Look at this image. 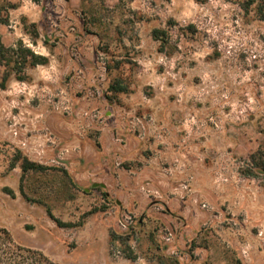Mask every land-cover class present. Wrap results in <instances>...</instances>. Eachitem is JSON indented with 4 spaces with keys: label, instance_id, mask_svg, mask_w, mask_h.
<instances>
[{
    "label": "rangeland",
    "instance_id": "obj_1",
    "mask_svg": "<svg viewBox=\"0 0 264 264\" xmlns=\"http://www.w3.org/2000/svg\"><path fill=\"white\" fill-rule=\"evenodd\" d=\"M0 39L46 58L0 59L15 242L59 264H264V174L246 164L264 21L226 0H0Z\"/></svg>",
    "mask_w": 264,
    "mask_h": 264
},
{
    "label": "trees",
    "instance_id": "obj_2",
    "mask_svg": "<svg viewBox=\"0 0 264 264\" xmlns=\"http://www.w3.org/2000/svg\"><path fill=\"white\" fill-rule=\"evenodd\" d=\"M203 2L206 0H196ZM236 3L239 8L245 12H252L254 17L264 21V0H226ZM157 33V32H156ZM0 59L9 63H20L22 65H37L46 62V58L35 54L30 48L23 46L21 43L18 47H5L0 39ZM114 92H121L125 88L116 83L111 88ZM248 176H254V173L264 174V137L254 152H252L248 161ZM31 163L24 162L23 169H38ZM0 264H59L42 252L22 246L15 242L7 230L0 229Z\"/></svg>",
    "mask_w": 264,
    "mask_h": 264
},
{
    "label": "water",
    "instance_id": "obj_3",
    "mask_svg": "<svg viewBox=\"0 0 264 264\" xmlns=\"http://www.w3.org/2000/svg\"><path fill=\"white\" fill-rule=\"evenodd\" d=\"M97 186L103 187L102 184H98V183H93V184H92V187H97Z\"/></svg>",
    "mask_w": 264,
    "mask_h": 264
}]
</instances>
